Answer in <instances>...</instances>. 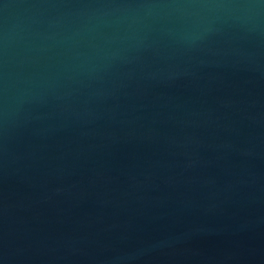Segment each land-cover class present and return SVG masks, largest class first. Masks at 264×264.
Wrapping results in <instances>:
<instances>
[{
    "label": "water",
    "instance_id": "1",
    "mask_svg": "<svg viewBox=\"0 0 264 264\" xmlns=\"http://www.w3.org/2000/svg\"><path fill=\"white\" fill-rule=\"evenodd\" d=\"M0 264H264V3L0 0Z\"/></svg>",
    "mask_w": 264,
    "mask_h": 264
},
{
    "label": "clouds",
    "instance_id": "2",
    "mask_svg": "<svg viewBox=\"0 0 264 264\" xmlns=\"http://www.w3.org/2000/svg\"><path fill=\"white\" fill-rule=\"evenodd\" d=\"M261 3H264V0H261ZM215 7H237V8H250L254 7V5L251 4H233V5H222V4H216Z\"/></svg>",
    "mask_w": 264,
    "mask_h": 264
}]
</instances>
